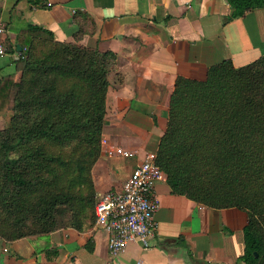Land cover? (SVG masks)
Returning <instances> with one entry per match:
<instances>
[{"label": "trees", "instance_id": "16d2710c", "mask_svg": "<svg viewBox=\"0 0 264 264\" xmlns=\"http://www.w3.org/2000/svg\"><path fill=\"white\" fill-rule=\"evenodd\" d=\"M226 1L227 22L264 9V0ZM21 36L20 80L0 81V238L8 242L95 225L92 170L117 61L40 27ZM156 163L173 195L246 212L240 261L264 264V55L240 68L225 60L202 81L178 77Z\"/></svg>", "mask_w": 264, "mask_h": 264}, {"label": "crops", "instance_id": "0c3cea01", "mask_svg": "<svg viewBox=\"0 0 264 264\" xmlns=\"http://www.w3.org/2000/svg\"><path fill=\"white\" fill-rule=\"evenodd\" d=\"M230 14L226 0H0L7 49L21 47V33L40 27L57 42L117 57L108 76L101 157L92 170L97 198L121 189L157 153L178 77L202 81L225 60L240 68L264 55V9L227 22ZM20 51L0 58V81L15 74L19 82ZM155 195L158 231L148 250L129 244L113 255L107 236L87 224L82 232L0 238V264H244L246 212L173 195L166 181Z\"/></svg>", "mask_w": 264, "mask_h": 264}, {"label": "built area", "instance_id": "2783aa9c", "mask_svg": "<svg viewBox=\"0 0 264 264\" xmlns=\"http://www.w3.org/2000/svg\"><path fill=\"white\" fill-rule=\"evenodd\" d=\"M0 26V58L8 54ZM121 151H118L120 153ZM165 181V174L156 163V154H150L118 190L102 194L95 205V227L107 236L108 250L118 255L129 244L151 247V240L158 231L156 213L159 203L156 185Z\"/></svg>", "mask_w": 264, "mask_h": 264}, {"label": "rangeland", "instance_id": "374dc122", "mask_svg": "<svg viewBox=\"0 0 264 264\" xmlns=\"http://www.w3.org/2000/svg\"><path fill=\"white\" fill-rule=\"evenodd\" d=\"M10 60H11V58H10ZM11 63H14L13 60ZM3 126H4V120L0 119V129H2Z\"/></svg>", "mask_w": 264, "mask_h": 264}, {"label": "water", "instance_id": "95a60500", "mask_svg": "<svg viewBox=\"0 0 264 264\" xmlns=\"http://www.w3.org/2000/svg\"><path fill=\"white\" fill-rule=\"evenodd\" d=\"M21 49V47L20 46H18V50H20Z\"/></svg>", "mask_w": 264, "mask_h": 264}]
</instances>
